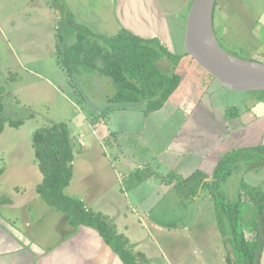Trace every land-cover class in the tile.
<instances>
[{"label":"rangeland","instance_id":"rangeland-1","mask_svg":"<svg viewBox=\"0 0 264 264\" xmlns=\"http://www.w3.org/2000/svg\"><path fill=\"white\" fill-rule=\"evenodd\" d=\"M191 3L189 0L184 7V15ZM175 5L178 0H170L169 6ZM211 26L213 38L224 51L247 59V51L236 45L228 47L220 40L222 35L216 29L213 14ZM178 37L182 40V34ZM74 40L75 35L64 22L63 9L57 0H0L2 114L24 121L19 127L7 123L0 133V168L3 169L0 216L15 215L14 221L19 220L17 225L23 228L26 238L43 250L67 242L68 216L50 206L36 191L43 174L32 145L38 128L65 121L75 143V176L64 192L75 196L84 182V173L91 175L89 181L100 182L91 186L92 198L102 200L92 199L90 206L101 208L99 213L108 216L125 247L137 252L138 264H228L229 248L217 226L212 193H221L223 198H219L223 201H242L245 227L246 210L256 204L259 188L264 187V164H258L264 162V126L260 131L244 129L229 133L227 110L241 113L264 90L226 88L187 53L184 37L183 49L176 48L181 44L178 40L171 45L174 58L163 56L158 61L163 71L180 76V84L166 104L152 114H146L145 101L133 108L115 110L111 116L120 123L128 122L130 131L123 129L101 143L96 139L84 151L81 130L91 137V125L106 116H97L98 112L91 113L92 109L108 107L117 87L110 77L83 67L71 79L58 54L60 48ZM249 134L255 137L252 139ZM243 135L249 141L259 142L261 148L239 149L243 160L233 164L232 176L220 181L217 187L200 186L194 197L185 186L160 188L158 183L163 181L149 174L153 163L168 158L170 150H186L188 154L180 155L182 158L192 156L193 151L197 156L217 162L223 154L242 146L240 136ZM232 138L238 139L233 148ZM85 154L98 157L88 161L90 157ZM120 154L127 157L128 166L120 156L121 161L115 164L123 176L117 178L108 156L114 160ZM210 168L205 165L203 170L210 172L213 170ZM170 174L176 175L168 173L169 180L173 177ZM106 181L110 183L105 184ZM251 218L255 228L253 215Z\"/></svg>","mask_w":264,"mask_h":264},{"label":"trees","instance_id":"trees-1","mask_svg":"<svg viewBox=\"0 0 264 264\" xmlns=\"http://www.w3.org/2000/svg\"><path fill=\"white\" fill-rule=\"evenodd\" d=\"M63 9V20L70 32L75 35L71 44L59 49V60L74 79L78 69L97 72L111 78L116 84L117 92L109 98L110 105L101 111L105 116L114 109H123L146 102V113L162 108L180 84L178 74L163 71L158 61L163 57L174 58L163 40L159 37L144 38L127 28H122L116 35L105 36L96 34L90 27L79 23L70 13L64 0H57ZM216 0L213 16L217 9ZM245 59V58H244ZM247 60L263 62L257 58ZM258 100H264V91ZM3 104L0 101V133L5 125L19 127L22 119L8 118L2 114ZM38 167L43 178L36 184V191L52 207L68 216L73 226L87 225L96 229L105 241L119 254L124 264H138L132 250L127 249L120 240L109 219L99 212L89 210L84 201L69 196L64 189L70 184L73 176V161L75 159V143L72 139L67 122L60 121L38 128L33 134L32 142ZM261 147H254L256 149ZM251 151V150H248ZM242 151L234 149L223 155L216 164L212 179L206 182L208 175L198 169L185 178L173 176L169 182H176L175 187L185 186L189 195H197L200 186L203 188L220 181H226L233 174V167L243 160L239 155ZM232 156H234L232 158ZM234 164V166H233ZM3 169L0 168V175ZM214 195L216 220L219 231L229 248L228 264H255V251L259 242L257 213H261L264 224V189L256 199L254 224L256 238L254 241L245 234L243 223L242 201H223L221 193ZM254 194V192L252 193Z\"/></svg>","mask_w":264,"mask_h":264},{"label":"crops","instance_id":"crops-1","mask_svg":"<svg viewBox=\"0 0 264 264\" xmlns=\"http://www.w3.org/2000/svg\"><path fill=\"white\" fill-rule=\"evenodd\" d=\"M64 1L76 21H80V23L87 25L96 34L112 36L120 32L122 28H127L144 38H161L168 50L171 49V45L177 40L181 44H178L176 48H184L186 18L189 8L185 15L183 14V9L187 6L189 0H178V5L174 7L169 6L170 0ZM217 2L218 5L214 13V21L215 26H217L216 29L222 35L220 40L223 41L224 44H227L228 47L230 45H236L239 46L240 49L247 51V58H257L264 62V0H217ZM181 34L182 40L178 37ZM251 101L252 102L248 105H252L249 107L246 105L245 108H242L243 110L241 113H230L229 110H227L230 114L226 121L229 133H240L244 129L260 131L264 126V107H262L264 106V100L253 99ZM254 102L258 103L255 104ZM104 109L105 108L94 107L91 113H94L95 110L96 113L98 112L97 116H99L100 111ZM115 110L117 109L109 112L105 117L96 120L94 124L91 125L90 129H92V135L90 138L86 131L82 132L81 130V146L84 151H86L96 139L101 143L107 136H113L114 133H116L115 136H117V133L123 131V129H129L130 131L128 122L126 124L124 122L120 123L119 120L111 116L114 114ZM153 112L150 113L152 114ZM85 119L88 123V116H86ZM116 129L119 130L117 131ZM110 133L112 135H110ZM249 137L253 139L255 136L249 134ZM232 139L233 148L238 139ZM240 140V145L242 146H239L238 149L242 147H260L259 142L249 141L246 135L240 136ZM116 144L115 142V145H113L118 149ZM170 152L171 155L168 158L165 157L163 160L160 159L154 162L149 173L151 177L157 176L163 181V183H158L160 188L167 187V185L174 187L176 184L175 181L169 182L165 179V176L170 172L175 173L176 176L180 178H185L194 171L200 169L210 178L205 180H211L216 166L215 164L226 154H223L217 162H214L213 160L209 161L206 157L197 156L193 151H191L192 156L186 158L180 156L188 154L186 150H170ZM86 156L90 157L88 161L98 157L92 155ZM120 156L124 157V162L126 163L127 157L124 155L120 154L114 160L111 156H108L111 162L110 167L115 169L114 175L115 177L117 176V178L123 176L121 173L117 172V166L115 164L116 161H121ZM194 162L198 163L193 165ZM125 165L128 166L127 163ZM205 165L212 167L210 169L213 170L210 172L209 170L208 172L204 171L203 168ZM73 176H75L74 173ZM90 176V174L84 173L82 176L84 182L79 185V192L73 197L84 201L88 209H96L95 212H99L101 208L95 205L94 208L90 206V203L93 202L92 199L102 200V198H92L93 188H91V186L95 187L96 184L100 182L89 181L88 178ZM109 183L110 181L105 182V184ZM102 188L103 187L100 188L101 192H103ZM259 189L262 190L264 187ZM244 192L246 191L244 190L242 195ZM243 197L245 198V196ZM252 200L253 198L249 200V204L252 203ZM14 204L15 206L19 205L17 202ZM253 206L255 208L256 204L251 205V208L246 210L247 220L245 226V234L252 241L256 238L253 223L250 220L255 212V209L253 211ZM7 209L8 208H5L4 211L7 212ZM9 216L10 217H7L6 215V218L0 216V264H124L119 254L105 241L103 236L90 226L78 225L71 227L69 223L70 231L68 233L69 235L66 237L67 242L64 245H58L50 250H43L39 244L37 245L26 238L23 228L17 225L19 220L14 221L15 215ZM133 253L136 254L137 252L134 251ZM260 264H264V248Z\"/></svg>","mask_w":264,"mask_h":264},{"label":"water","instance_id":"water-1","mask_svg":"<svg viewBox=\"0 0 264 264\" xmlns=\"http://www.w3.org/2000/svg\"><path fill=\"white\" fill-rule=\"evenodd\" d=\"M216 0H192L186 18L185 48L200 65L233 91L264 90V62L251 61L224 51L206 29L207 18L212 19ZM259 165L264 162L258 163ZM209 179V178H207ZM259 231L254 263L260 264L264 248V225L257 213Z\"/></svg>","mask_w":264,"mask_h":264},{"label":"bare ground","instance_id":"bare-ground-1","mask_svg":"<svg viewBox=\"0 0 264 264\" xmlns=\"http://www.w3.org/2000/svg\"><path fill=\"white\" fill-rule=\"evenodd\" d=\"M205 26H206V29H207L208 33L211 36V24H210V19L209 18H207Z\"/></svg>","mask_w":264,"mask_h":264}]
</instances>
